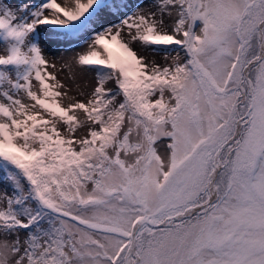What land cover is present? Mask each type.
<instances>
[{"label":"snow or ice","instance_id":"snow-or-ice-1","mask_svg":"<svg viewBox=\"0 0 264 264\" xmlns=\"http://www.w3.org/2000/svg\"><path fill=\"white\" fill-rule=\"evenodd\" d=\"M0 264H264V0H0Z\"/></svg>","mask_w":264,"mask_h":264},{"label":"rangeland","instance_id":"rangeland-1","mask_svg":"<svg viewBox=\"0 0 264 264\" xmlns=\"http://www.w3.org/2000/svg\"><path fill=\"white\" fill-rule=\"evenodd\" d=\"M58 2H62V0H58ZM55 53L54 59L57 62H60V58L61 56H65V57H74L75 56V52H71V53H59L56 52V50H53ZM163 61H161L162 63ZM63 78V77H62ZM76 83L79 84L81 86V88H83L84 91L86 92H90L92 90V87L94 86V82L91 80V78H85L84 80H81L79 77L76 80ZM108 87H114V84L110 83L108 85ZM74 92V93H73ZM73 92L71 93V95H75L76 99H84V97H81L79 95H76L75 90H73Z\"/></svg>","mask_w":264,"mask_h":264},{"label":"bare ground","instance_id":"bare-ground-1","mask_svg":"<svg viewBox=\"0 0 264 264\" xmlns=\"http://www.w3.org/2000/svg\"><path fill=\"white\" fill-rule=\"evenodd\" d=\"M133 47L139 52V45H133ZM142 55H146L145 53H141ZM157 60H158V62H161L162 61V59L160 58V57H157ZM59 78H62V77H59ZM74 93V92H73ZM68 102V100L67 99H65L64 100V103H67Z\"/></svg>","mask_w":264,"mask_h":264}]
</instances>
